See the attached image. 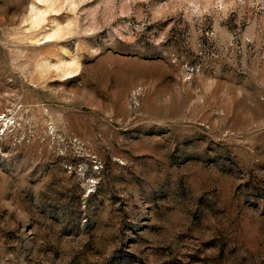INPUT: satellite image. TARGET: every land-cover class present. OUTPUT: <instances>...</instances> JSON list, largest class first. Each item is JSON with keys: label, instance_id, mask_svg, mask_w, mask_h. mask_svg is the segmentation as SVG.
I'll list each match as a JSON object with an SVG mask.
<instances>
[{"label": "rangeland", "instance_id": "obj_1", "mask_svg": "<svg viewBox=\"0 0 264 264\" xmlns=\"http://www.w3.org/2000/svg\"><path fill=\"white\" fill-rule=\"evenodd\" d=\"M0 264H264V0H0Z\"/></svg>", "mask_w": 264, "mask_h": 264}]
</instances>
